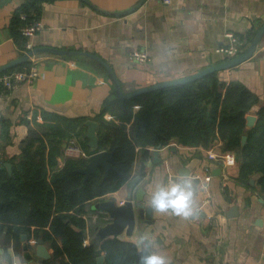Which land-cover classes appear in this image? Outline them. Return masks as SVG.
Segmentation results:
<instances>
[{"label":"crops","instance_id":"0c3cea01","mask_svg":"<svg viewBox=\"0 0 264 264\" xmlns=\"http://www.w3.org/2000/svg\"><path fill=\"white\" fill-rule=\"evenodd\" d=\"M33 1L43 25L32 39L34 48L50 47L80 54L39 53L35 57L39 76L33 83L8 93L0 91V163L20 155V142L28 135L25 120L30 122L37 116L41 121L46 113L97 121L105 106L119 98L109 70L89 55L99 57L111 67L127 95L225 62L216 50L228 42L227 33L249 37L264 26V0ZM28 4L27 0H0V68L25 55L17 40L14 16ZM139 50L150 55L146 64L130 59ZM219 76L226 83H242L264 105V35L251 59L221 71ZM260 107L256 106L251 114L256 116ZM138 110L136 106L135 112ZM105 117L111 119L109 113ZM2 121L11 125L12 141L6 145L1 141ZM65 143L62 141L61 146ZM155 150L151 149L150 158L144 162L145 174L135 188L133 201L136 192L143 188V202L150 207L147 195L157 181L168 182L179 174H190L197 182V215L183 218L152 209L150 219L136 214L131 233L125 229L103 239L101 229L111 219L95 205L109 199H115L117 205L125 203L130 192L126 182L104 199L91 202L83 214L84 245L97 247V264L100 256L107 264L102 248L106 241L116 239L137 247L141 235L154 242L151 250L166 256L168 264H264V195L258 186L260 174L251 178L254 184L251 180L245 183L240 180L238 160L227 169L210 161L208 153L222 152L221 143L204 149L172 142L161 148L160 163L154 162ZM59 161L63 166L64 159ZM138 165L139 162L136 168ZM44 244L52 259L53 248ZM26 245L34 256L32 262L24 257ZM37 246V240L26 234L20 240L2 235L0 264H44L47 260L36 257Z\"/></svg>","mask_w":264,"mask_h":264},{"label":"trees","instance_id":"16d2710c","mask_svg":"<svg viewBox=\"0 0 264 264\" xmlns=\"http://www.w3.org/2000/svg\"><path fill=\"white\" fill-rule=\"evenodd\" d=\"M27 2L14 16L22 55L28 52V41L20 32V15L34 9L40 18L34 1ZM255 34L239 36L244 50ZM31 65L30 60L5 73ZM219 73L131 100H112L97 117L99 150L114 151L115 166L121 172L142 178L144 162L150 158L152 148L176 142L209 149L221 143L223 152L236 154L242 182L249 183L260 174L258 186L264 195V105L245 85L226 83ZM260 105L255 120L250 122L252 110ZM136 106L139 110L135 112ZM107 113L111 119L105 117ZM25 121L28 135L20 142V155L0 163V237L20 240L26 234L35 240L43 239L53 248L52 259L44 264H97V247L84 245L83 214L91 202L119 190L128 178L115 173L105 178L104 171L99 169L84 181L85 175L79 169L87 165L88 159L65 157L61 143L71 139L92 154L86 138V117L66 119L43 113L41 121L37 116ZM1 124V141L6 145L12 141L11 125L5 121ZM60 158L65 161L63 166ZM137 162L140 165L136 168ZM5 163L12 164L11 173ZM102 248L107 264H139L140 253L134 244L114 239L106 241Z\"/></svg>","mask_w":264,"mask_h":264},{"label":"water","instance_id":"95a60500","mask_svg":"<svg viewBox=\"0 0 264 264\" xmlns=\"http://www.w3.org/2000/svg\"><path fill=\"white\" fill-rule=\"evenodd\" d=\"M264 35V26L257 32L256 36L254 37L251 45L239 56H237L234 59L225 61L221 64L212 66L204 71H201L195 75H191L188 77H185L180 80H174V81H167L162 82L157 85L147 87L145 89L139 90L135 93L131 94H124L122 91L121 84L119 80L117 79L115 73L111 69V67L102 59H100L97 56L89 55L95 59H97L100 63H102L111 73V76L116 84L117 87V93L118 97L120 99H133L139 95L150 93L153 91H157L164 88H170L175 87L183 84H187L189 82H194L200 78H203L204 76L215 73V72H221L227 69H232L234 67H237L253 56L256 49L258 48L259 43L262 40V37ZM39 53H51L56 55H78L80 53L78 52H72V51H65L61 49H54L50 47H42V48H34L32 51L27 52L24 56L20 57L19 59H16L9 63L8 65H5L0 68V74L5 73L6 71L10 69L17 68L21 65L26 64L29 62L33 57H36ZM255 120L254 116L249 117V121L253 122ZM86 138L88 139V147L90 152L92 153L88 159V163L85 167L80 168L79 172L83 173L85 175L84 181H87L90 176L97 172L99 169H102L105 173V178L109 176L110 173H115L119 176L128 178L127 181V187L130 189V192L128 193L127 200L122 205H117V201L115 199H109L107 201H100L95 205L96 209H99L100 211L106 213L109 218L111 219V223L106 225L101 229L100 236L101 238H106L108 236H114L119 235L121 232H123L125 229H127L128 233H131L134 230V227L136 225V214L140 216L142 219H150V215L152 214V209L150 207H147L145 205L144 201V194L145 191L143 188H140L136 192V200L133 201V195L135 188L140 183L141 178H131L128 173L121 172L116 166H115V158H114V151H100L99 150V136H98V128L99 123L94 120H88L86 122ZM247 140V137L243 138V144H245ZM161 146H158L156 150L154 151V162L160 163V150ZM174 150V147H172ZM1 159V154H0ZM5 166L8 168L9 172H12V164L11 163H5ZM251 183L254 184V181L251 180ZM237 211V210H235ZM24 240H27V236H23ZM38 246L36 249V257L42 261V260H49L51 259V254L48 250V248L45 246L43 239L37 240ZM25 249V259L28 262H32L34 259V256L30 252V248L28 245L24 247ZM97 254H100V251L97 252ZM98 264H104V257L100 256L98 258Z\"/></svg>","mask_w":264,"mask_h":264},{"label":"built area","instance_id":"2783aa9c","mask_svg":"<svg viewBox=\"0 0 264 264\" xmlns=\"http://www.w3.org/2000/svg\"><path fill=\"white\" fill-rule=\"evenodd\" d=\"M20 20L23 25L20 28L21 34L27 38V50L32 51L34 46L32 39L42 30L43 25L39 18L38 12L31 9L27 12H23L20 15ZM228 42L217 48L216 52L220 54L225 61L231 60L239 56L245 50L243 47V41L234 33L226 34ZM130 59L136 64H146L150 61V55L146 51H134L130 55ZM32 65L29 68L23 70H16L9 73L0 74V91L8 93L19 88L23 84H31L39 76V72L35 63V57L31 59ZM64 154L66 158L74 159H89L90 155L80 146V144L71 139L65 144ZM208 158L224 168H228L237 163V158L234 152H220L216 153L210 151ZM124 204V203H123ZM138 264V263H129Z\"/></svg>","mask_w":264,"mask_h":264},{"label":"clouds","instance_id":"9594fccd","mask_svg":"<svg viewBox=\"0 0 264 264\" xmlns=\"http://www.w3.org/2000/svg\"><path fill=\"white\" fill-rule=\"evenodd\" d=\"M197 182L190 174H179L168 182L157 181L147 195V203L157 212H171L183 218L194 217L198 213L195 201ZM154 242L141 235L137 242L140 253L139 264H168L167 257L151 250Z\"/></svg>","mask_w":264,"mask_h":264}]
</instances>
